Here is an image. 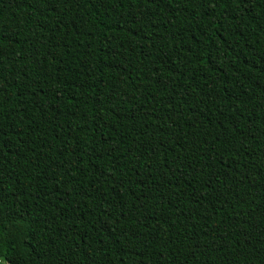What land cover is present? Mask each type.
Listing matches in <instances>:
<instances>
[{
  "label": "trees",
  "instance_id": "obj_1",
  "mask_svg": "<svg viewBox=\"0 0 264 264\" xmlns=\"http://www.w3.org/2000/svg\"><path fill=\"white\" fill-rule=\"evenodd\" d=\"M0 264H264V0H0Z\"/></svg>",
  "mask_w": 264,
  "mask_h": 264
}]
</instances>
